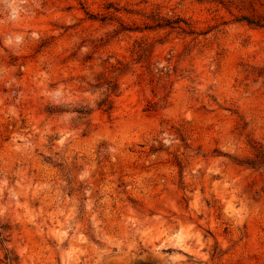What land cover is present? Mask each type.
<instances>
[{
  "label": "rangeland",
  "instance_id": "obj_1",
  "mask_svg": "<svg viewBox=\"0 0 264 264\" xmlns=\"http://www.w3.org/2000/svg\"><path fill=\"white\" fill-rule=\"evenodd\" d=\"M260 153L264 0H0V264H264Z\"/></svg>",
  "mask_w": 264,
  "mask_h": 264
},
{
  "label": "trees",
  "instance_id": "obj_2",
  "mask_svg": "<svg viewBox=\"0 0 264 264\" xmlns=\"http://www.w3.org/2000/svg\"><path fill=\"white\" fill-rule=\"evenodd\" d=\"M91 18H96L95 15H90ZM104 20V19H103ZM171 22L168 19L161 18V20L158 21L157 26H169ZM149 51V48L144 45H139L138 48L136 49V54L138 56L137 61L141 62L143 59L147 57V53ZM105 86V87H104ZM97 88H104L103 93L105 94V97H103L100 102L99 106L100 107H105L106 111H111L113 109V100L112 96H117L119 95L120 92V85L117 81L115 80H108L104 84H99L96 86ZM47 111L50 114H56V113H62L66 112L65 109H63L59 105H50L47 108ZM80 116L86 117L91 114L92 109L82 107L75 109ZM240 164L247 165L253 168H264V154L260 153L256 155V158H247L240 160ZM7 230V228L4 225H0V236L4 235V232ZM16 258L12 259V261L16 262Z\"/></svg>",
  "mask_w": 264,
  "mask_h": 264
}]
</instances>
